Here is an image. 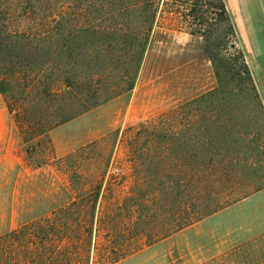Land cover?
Listing matches in <instances>:
<instances>
[{"label":"rangeland","instance_id":"rangeland-1","mask_svg":"<svg viewBox=\"0 0 264 264\" xmlns=\"http://www.w3.org/2000/svg\"><path fill=\"white\" fill-rule=\"evenodd\" d=\"M5 1L11 14L5 35L32 33L45 0ZM198 3L193 18L183 0H161L133 89L46 134L29 139L31 133L18 128L25 126L22 117L37 118L43 107L21 110L18 104L9 113L6 104L12 99L0 92V236L72 201L67 175L54 160L101 138L117 139L106 175L110 187L101 201L108 212L118 207L122 223H135V232L121 227L126 247L143 249L123 264H264V55L252 49L257 71L253 77L245 61L246 75L238 57L242 49L236 36L226 33L217 1ZM129 43L123 38L117 54L98 61L104 79H118L122 60L116 57ZM3 49L2 67L30 62L25 44ZM97 50L87 53L79 42L78 74L84 75ZM210 92L215 99L188 109L187 148H175L172 158H154L152 165L133 166L122 130ZM115 131V138L107 137ZM149 173L158 179L150 187L144 184Z\"/></svg>","mask_w":264,"mask_h":264},{"label":"trees","instance_id":"trees-1","mask_svg":"<svg viewBox=\"0 0 264 264\" xmlns=\"http://www.w3.org/2000/svg\"><path fill=\"white\" fill-rule=\"evenodd\" d=\"M199 1L183 0L191 8L188 16H196ZM216 1L219 19L226 33L234 39L235 33L225 4L223 0ZM45 2L43 16L33 22L28 21L32 22V33L15 31L5 35L10 24L11 14L6 12L10 4L0 0V46L10 51L25 44L29 50L24 54L30 61L28 65L20 67L24 69L22 72L14 71L20 68L0 65V92L13 100L6 104L9 113L13 112L12 108H18V104L21 110L35 106L44 110L37 118L22 117L25 126L17 125L31 133L29 139L46 134L133 89L139 67L149 48L161 0ZM189 33L196 35L198 32L191 30ZM123 38L130 41V48L116 57L122 60L117 71L118 79L106 80L103 77L105 68L98 65V61L117 54ZM79 42L87 53L91 52V48L100 49L94 51L93 61L86 62L84 75L77 73ZM35 45H41V48L37 50ZM238 54L242 70L249 75L243 54L241 51ZM38 55L42 56L40 61ZM7 63L13 61L8 60ZM22 88V93L14 91L19 92ZM215 97V93H207L197 100L177 105L122 130V135L127 136L125 141L133 166L145 161L152 165L154 158H172L175 148H187L188 109ZM22 112L26 114V111ZM199 115L200 112H197L195 117ZM202 121L203 118L196 122V125L199 123L197 131L201 129ZM118 134L119 131H115L107 137L115 138ZM109 140L101 138L54 160L57 169L67 175L72 201L1 235L0 264H123L143 251L133 247L130 250L124 239L121 241L124 236L120 233L121 227L125 226V230L129 227L135 232V223L131 219L129 223H122L118 207L108 212L106 203L101 201L103 190L110 187L106 175L117 139L107 143ZM98 160L99 165L95 164ZM147 178L144 184L149 187L151 182L158 180L155 173H149ZM175 183L178 184L177 181ZM135 188L137 192L140 190L138 182ZM105 242L112 243L116 248H107Z\"/></svg>","mask_w":264,"mask_h":264},{"label":"crops","instance_id":"crops-1","mask_svg":"<svg viewBox=\"0 0 264 264\" xmlns=\"http://www.w3.org/2000/svg\"><path fill=\"white\" fill-rule=\"evenodd\" d=\"M223 2L245 61L255 77L256 64L250 59L254 53L253 48L261 49V52L256 51V55H264V0H223Z\"/></svg>","mask_w":264,"mask_h":264}]
</instances>
